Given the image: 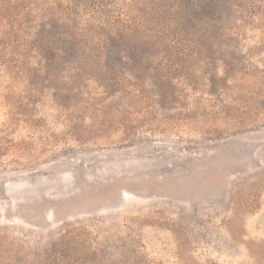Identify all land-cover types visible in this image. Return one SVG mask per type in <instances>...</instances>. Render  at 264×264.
<instances>
[{
  "label": "rangeland",
  "instance_id": "374dc122",
  "mask_svg": "<svg viewBox=\"0 0 264 264\" xmlns=\"http://www.w3.org/2000/svg\"><path fill=\"white\" fill-rule=\"evenodd\" d=\"M0 264H264V0H0Z\"/></svg>",
  "mask_w": 264,
  "mask_h": 264
}]
</instances>
